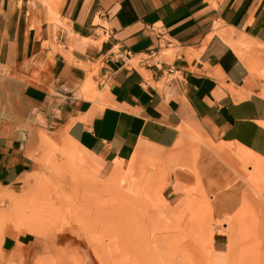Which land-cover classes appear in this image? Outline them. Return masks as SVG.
I'll use <instances>...</instances> for the list:
<instances>
[{
  "label": "crops",
  "instance_id": "obj_1",
  "mask_svg": "<svg viewBox=\"0 0 264 264\" xmlns=\"http://www.w3.org/2000/svg\"><path fill=\"white\" fill-rule=\"evenodd\" d=\"M223 35L256 48L239 46L249 63ZM59 134L93 168L180 140L165 189L198 179L212 215L232 213L235 170L264 164V0H0V191ZM1 233L0 264L53 251L6 223Z\"/></svg>",
  "mask_w": 264,
  "mask_h": 264
},
{
  "label": "rangeland",
  "instance_id": "obj_2",
  "mask_svg": "<svg viewBox=\"0 0 264 264\" xmlns=\"http://www.w3.org/2000/svg\"><path fill=\"white\" fill-rule=\"evenodd\" d=\"M224 37L245 56L243 41ZM48 142L37 170L0 191V235L6 223L45 239L53 251L41 264H264V164L255 158L235 170L238 207L215 217L198 179L182 194L165 189L180 140L161 157L135 151L95 168L68 138Z\"/></svg>",
  "mask_w": 264,
  "mask_h": 264
},
{
  "label": "bare ground",
  "instance_id": "obj_3",
  "mask_svg": "<svg viewBox=\"0 0 264 264\" xmlns=\"http://www.w3.org/2000/svg\"><path fill=\"white\" fill-rule=\"evenodd\" d=\"M223 37H224V35H223ZM225 38V37H224ZM227 40V39H226ZM236 42V41H235ZM260 45V44H259ZM240 46H243V48L246 50V51H249L248 52V54H251L254 50H253V48L256 50V48L255 47H250V45L249 44H246V43H242ZM233 48H234V46H233ZM241 48V47H240ZM239 49V48H238ZM243 49V50H244ZM237 50V49H236ZM263 50V49H262ZM238 51V50H237ZM255 53V52H254ZM252 55V54H251ZM243 60H244V62H246V63H249L248 62V60L250 61V59H248V58H245V56H242V55H239ZM253 56H254V54H253ZM249 58H251V57H249ZM93 87V86H92ZM63 135H64V133H63ZM66 135V134H65ZM62 135L61 134H59V138L61 137ZM66 137H61L60 139H59V141L61 140V139H65ZM49 140H47V142L49 141L51 144H55V143H57V142H59V141H55V140H53L52 138L50 139V138H48ZM48 142V143H49ZM49 143V144H50Z\"/></svg>",
  "mask_w": 264,
  "mask_h": 264
},
{
  "label": "built area",
  "instance_id": "obj_4",
  "mask_svg": "<svg viewBox=\"0 0 264 264\" xmlns=\"http://www.w3.org/2000/svg\"><path fill=\"white\" fill-rule=\"evenodd\" d=\"M156 39H157V45L161 46L160 43H159L160 39H161V34L158 33V35H156ZM153 54H154V52H149V55H153Z\"/></svg>",
  "mask_w": 264,
  "mask_h": 264
}]
</instances>
